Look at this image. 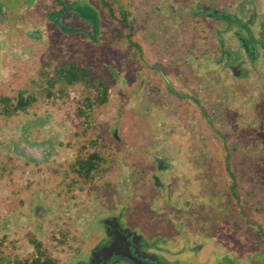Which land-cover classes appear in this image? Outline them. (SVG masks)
<instances>
[{"label":"rangeland","instance_id":"1","mask_svg":"<svg viewBox=\"0 0 264 264\" xmlns=\"http://www.w3.org/2000/svg\"><path fill=\"white\" fill-rule=\"evenodd\" d=\"M52 1L33 0L28 9L31 18L16 28L24 0H0V15L6 20L3 26L0 22V30L6 35L3 44L9 50L11 44H17V48L29 47L32 51L25 48L29 54L22 53L20 61L10 68L4 55L0 59V98L8 97L14 104L17 94L23 91L35 99L26 111L12 116L3 115L0 104V146L7 147V152L15 151V146H26L25 152L20 147L18 153L36 163H46L47 174L55 168L51 149L57 146L61 182L56 190L62 195L59 202L66 206L62 220L54 214L60 206L57 202L55 209L42 205L47 214L40 216V202L32 200L34 193L29 196L34 183L28 178L23 180L22 175L16 178L3 167L4 162L0 163V193L8 198L7 203L0 200V212L5 207L8 215L12 214L7 218L0 215V226L4 228L0 230V257L10 264L31 260L36 253L30 241L36 240L58 264H70L78 256L79 235L77 228L68 226L80 225L81 219L94 210L102 209L88 224L92 231L100 229L95 220L114 211L122 214L124 223L136 221L139 229L147 221L155 228L163 220L173 222V218L180 217L174 207L184 209L187 205L184 231L188 227L192 230L184 236L185 242H190V236L196 242L188 244L185 255L194 264L204 258L214 263L216 254L226 255L233 264H264V241H259V237L264 238V174H254L249 168L251 163L245 162L248 151L249 161L255 157L252 147L264 146V56L252 62L244 57V78L225 68V60L220 61L222 53L217 51V22L206 19L201 7L194 8L196 1L204 0H109L113 18L99 0H75L70 13L76 14V19L71 25L48 38L45 33L39 39L41 45L29 46L21 29H40L42 25L35 23L33 16L37 14L44 20ZM241 1L218 0L211 4L221 11L229 7L232 14ZM254 3L257 11L264 9V0ZM119 7L131 10V41L140 50L129 44L127 30L117 23ZM192 10L195 16L187 13ZM56 17L52 15L48 21L53 23ZM41 30H48V25ZM257 31L252 28L247 34L251 38ZM221 38L225 46L228 44L229 54L238 53L236 40L228 34ZM36 46L41 47L33 51ZM18 51L21 53L22 48ZM22 59H26L25 64L20 63ZM69 62L87 68L109 87L104 105L84 109L81 100L92 99L95 91L81 83L65 85L57 78L58 65ZM79 110L90 119L79 116ZM211 127L224 135L222 143L230 149L236 150L237 143L241 145L244 169L239 168L244 174L238 176V205L227 176L213 156L208 154L210 160L203 159L207 156L205 145L213 140ZM92 152L100 156L101 162L91 180L84 182L74 173V162L80 154ZM161 161L173 168L165 173L166 167L155 170ZM213 165H217L215 171ZM134 169L145 170L144 179L141 177L136 185L130 178ZM202 170L208 178L199 183ZM153 175L160 182H154ZM166 185L170 191L164 192ZM46 190L55 188L48 183ZM151 207L157 211L154 218L149 214ZM75 210L77 220L70 222L67 216ZM144 213L147 221L141 217ZM196 216L199 222L196 220L195 225L201 224L200 229L189 223Z\"/></svg>","mask_w":264,"mask_h":264},{"label":"flooded vegetation","instance_id":"2","mask_svg":"<svg viewBox=\"0 0 264 264\" xmlns=\"http://www.w3.org/2000/svg\"><path fill=\"white\" fill-rule=\"evenodd\" d=\"M33 0H24L21 6V14L17 17L16 28H19L20 26H24V24L27 22L28 19H30V11L28 10L31 6V3ZM75 0L72 2H69V7L62 10V4L63 2L61 0H53L52 3L49 5L52 7L48 13L44 16V20L39 19V15L33 16V20H35V23L40 22V27H45L48 25V30L43 31L41 28H36L33 32H30L25 29H21L22 33L25 35L28 45L33 44H40L39 39H41L44 34L46 38L57 35L63 26L71 25L73 21L72 19H76V14H72L74 17L70 18L69 14L71 12V6L74 4ZM254 0H242L241 2L237 3L235 5V8L233 10V13L231 14L230 8L226 7L225 10H222V12L225 13L226 23L222 20H218L219 24L222 26H225V29L227 28V31L224 34H228L232 39L237 41L238 49L240 52L236 54L235 58L237 59L234 63L235 66L240 65V62L246 63V62H252L251 60L257 59L260 55L264 56V9L261 11H257L254 6ZM19 9V11H20ZM4 11V10H2ZM68 14H65L63 18L61 19V25L58 22H49L48 17L52 15H56L57 19L59 15L62 12H67ZM27 14V15H26ZM219 16H222L221 13H219ZM69 17V19H68ZM3 18H5V15H0V22H4ZM67 18V20H66ZM83 19V17H82ZM88 21V20H87ZM2 23V26L3 24ZM2 28V27H1ZM252 28L258 30L257 34V40H254V35H256L255 32H252L251 38L249 37V34H247ZM224 30V29H222ZM248 30V31H247ZM223 36V34L221 35ZM6 38V35L4 31L0 30V59L4 55V59L7 64V68H10L11 65H14L15 61L21 59V56H19V59L16 57L17 51L20 48H28L29 51H31V48L29 47H20L17 48V44L10 45V50L8 49L9 46H6L3 44V39ZM41 46H36L35 48H32L33 51L35 49L39 48ZM224 47V46H223ZM4 48V49H3ZM7 48V49H6ZM225 48V47H224ZM6 49V50H5ZM9 50V51H8ZM3 51V52H2ZM10 53V55H9ZM32 53V51H31ZM10 56V58H9ZM243 58H242V57ZM244 57L246 59V62H244ZM10 60V62H9ZM238 61V62H237ZM21 63V62H20ZM68 64V63H67ZM69 64L75 65L71 62ZM243 64V65H244ZM242 65V66H243ZM59 66V65H58ZM6 68V67H5ZM82 68V67H81ZM57 69V68H56ZM87 69V68H85ZM77 84L73 83L72 85ZM71 86V85H70ZM34 97V96H33ZM32 105V104H31ZM162 164V166H161ZM161 164L159 166L155 167V170L160 171V167H163L166 169L165 172H169L170 169L173 168L172 165L169 166L165 165L164 161H161ZM168 166V167H167ZM160 173V172H159ZM152 180L159 181L160 180L153 175ZM162 183H160V186ZM178 186H176L173 190L177 189ZM165 191H170L169 186H165ZM171 190V191H173ZM172 195V193H171ZM56 200H53L51 202V205H55L57 202L56 208L54 214L57 218H63V214H61L66 206V203L59 202V198L61 199L62 195L60 193V196L57 194L54 196ZM173 203V202H171ZM184 204V202H183ZM51 205H47L48 208H50ZM187 205H185L186 207ZM184 209L178 208L175 206L174 208L177 213H180V217L175 219L173 218V222L168 221L163 222L165 220H161L162 222L160 225L155 228L153 227V224L151 225L146 220L145 213L142 214V218L147 221L143 224L140 228L136 229V221L132 223V221L123 222L122 214H119V212H110L106 213L105 215H102L100 218H98L96 223L99 224L100 229L98 230H91L89 225L93 217L98 215L99 212L102 211V209L94 210L93 213L89 214L86 219L82 218L80 225L70 223L68 227H74L77 228V235L78 236V242L79 247L77 249L78 256H75V259H72V262L70 264H90L92 261L96 260L97 264H194L189 258L186 257V252L188 250L187 247H189V243L192 241H195L192 236H190L189 240L190 242L187 244L185 242L186 233H190L192 228L188 227L186 232L184 231L185 222L184 217H187L189 214L186 211L188 209L187 207ZM190 207V206H189ZM47 210L45 207L40 208V216L43 215V211ZM57 210V211H56ZM150 216L155 217L156 209L151 207L149 209ZM120 211V210H119ZM178 213V214H179ZM66 215L69 213L66 212ZM78 214V211L75 210L73 215L67 216L68 220L71 222L73 219L77 220L76 215ZM151 219V218H150ZM131 220V219H130ZM198 220V216L195 217L194 221H191L189 223H193V226L195 225V221ZM94 221V220H93ZM154 223V222H153ZM182 224L179 226V224ZM179 226V227H178ZM82 227V228H81ZM201 228V224L195 225L194 228ZM195 228V229H196ZM191 234V233H190ZM189 234V235H190ZM194 234V232L192 233ZM113 248L111 253H109V249ZM201 248V247H200ZM197 264H233V261L227 257L224 256H218L216 254L214 263L210 261L209 258L201 259V261Z\"/></svg>","mask_w":264,"mask_h":264},{"label":"trees","instance_id":"3","mask_svg":"<svg viewBox=\"0 0 264 264\" xmlns=\"http://www.w3.org/2000/svg\"><path fill=\"white\" fill-rule=\"evenodd\" d=\"M100 4L104 6V8L107 10L108 15L111 16L113 18V8L110 6L109 0H99ZM214 1H218V0H204V1H196L194 4V8L198 9L197 7H201L202 12L205 11L206 12V19H209L212 22H217V27H214L216 31L215 35L217 37V41H218V46H217V51L220 53H222L221 55V59L220 61L223 59L225 60V68L227 69H232L234 70L236 73V75L240 78H244L246 77L247 72L244 70L243 68V64L242 62H240V65L235 66L234 63L237 59H231L229 56L232 55H236L237 52H231V54H229L226 50L227 45H224V42L222 40V34H224L227 31V28L225 29V26L220 25L218 22V20H222L223 22L226 21V16L225 13L222 12L221 10H219L218 8H216L215 6H212V2ZM68 2H64L62 4V10L68 8ZM193 8V10H194ZM118 13L120 15V19L117 20L118 25H124L125 29L127 30V36L126 39L128 41H130V45H132V47L135 50H140L139 45H137V43L131 41V38L134 34V26L132 24V22L129 20V15H130V11L126 12L125 10H123L122 8H118ZM187 12L190 15H194L195 16V12ZM198 12L200 13L201 10H198ZM219 13L222 14V16H219ZM226 23V22H225ZM220 26H222L223 28H220ZM224 29V30H222ZM212 29H210L211 32ZM118 33L120 32L119 30H117ZM212 31V32H214ZM255 36V35H254ZM256 37V36H255ZM254 37V40L257 38ZM209 40V39H208ZM225 48H224V47ZM240 52V50L238 51ZM230 58V60H228L227 58ZM253 61V60H251ZM219 62V61H218ZM238 62V61H237ZM57 78L62 81L63 83H65V85H72L73 83H81L86 89H92L95 91V94L92 96L93 98H88V97H84L81 100L82 103V107L84 109H91L93 106H102L107 102L108 99V90L109 87L102 81L98 80L96 75L90 71H88L85 68H81L77 65H72V64H60L58 66V68L55 70ZM57 79V81H58ZM161 83V82H160ZM165 83V82H164ZM51 84V83H50ZM166 84V83H165ZM169 94H172V90L169 88L168 90ZM178 96V95H177ZM179 99L184 98L183 96L179 95L178 96ZM35 101L34 97L32 95H26L23 91L19 92L17 94L16 100L14 102V104H12V101L10 98L8 97H2L0 98V104H1V112L3 113V115L5 116H12L16 113L19 112H24L26 111L31 104ZM191 102V101H190ZM79 116H85L88 117L90 119V117L88 116V114H86L85 112L79 110L78 112ZM87 118V119H88ZM207 121V120H206ZM212 129V127L210 128ZM213 131H211V135L213 136V140L210 142L209 145H205V153H207V156H204L203 159L206 160H210L208 154L210 156H213V160L216 161V164L218 165V167L221 170V173H223V175L227 176V180L230 182V186H229V190L232 193L233 199L235 202H237V205L239 204L240 201V194H238V190L240 185H239V181H238V176L243 175L244 173L241 171V169H244V167H242L241 162L243 161V154L240 150V143H237V149L235 150L234 148H229V146H226L225 144H223V140H225L224 135L220 134L218 131L212 129ZM221 136V137H220ZM221 139V140H220ZM240 142V141H238ZM236 146V142H234ZM253 149V153L255 155V157L253 158V160L249 161L250 159V152L248 151L246 153V160L245 162L247 163H251L250 164V169L252 170V172L256 175L258 174H264V146H256V148L252 147ZM245 152V150H244ZM194 155V154H193ZM101 162V158L100 156L96 153V152H92L90 154L87 155H82L80 154L79 156H77L75 162H74V166H73V170L74 173L77 175V177L84 181V182H88L91 180V176L93 175V173L96 172V170L99 168ZM205 164V163H204ZM215 165V166H217ZM208 165H206V169ZM215 166L213 165V169L215 171ZM244 166H246V163H244ZM204 167V165L202 166ZM239 167H242L241 169ZM247 167V166H246ZM204 169V168H203ZM206 169H205V173H206ZM214 174V173H213ZM212 174V175H213ZM144 175H145V170L143 169H134L131 173H130V178L132 179L133 183L136 185L137 183H140V178L142 177V179H144ZM203 176V177H202ZM202 181H200L199 183H202L204 180L203 179H207L208 178V173L205 175H203V170H202V175H201ZM262 182H264V175L262 177ZM198 191H199V186L197 187ZM215 204H213V208H214ZM233 214V213H232ZM222 217H226L225 213L222 212ZM263 237V236H262ZM261 239V240H260ZM264 238L259 237V241H264ZM33 250L35 251V256L32 257L31 260H26V261H20V260H14L13 264H58L57 260L51 256H49L45 250L42 249V244L41 242H38L36 240H31L30 241ZM0 264H10L8 262V260H6V258H2L0 257Z\"/></svg>","mask_w":264,"mask_h":264},{"label":"crops","instance_id":"4","mask_svg":"<svg viewBox=\"0 0 264 264\" xmlns=\"http://www.w3.org/2000/svg\"><path fill=\"white\" fill-rule=\"evenodd\" d=\"M70 18H73L74 16L71 14V16L69 15ZM68 17V19H69ZM67 20V18H66ZM217 38V37H216ZM215 38V39H216ZM24 48L22 49V52L20 53V51H17V55L16 57L19 59V56H21V54L23 53V56H26V53L29 54V52H26ZM28 56V55H27ZM23 60V59H22ZM21 60V64H25L26 59H24L23 61ZM17 61V60H16ZM15 61V62H16ZM20 61V59H19ZM1 133V132H0ZM16 149H14L15 151H9L7 152V147L5 146H0V163L3 164V162L5 163V165H3V167H5L8 171V173L13 172L12 174L14 176H16V178L21 177V175L23 176V180L26 178H28L32 183H34V185H32V188L30 190V195L32 193H34V195L32 194V200L37 204L38 202H40V205L37 210L38 212H40V208L43 206H47V205H51V202H53L54 199L57 194L60 195L61 192H57L56 187L57 184L60 181V177L59 175H61L60 172V167H61V162H59V160H61V158H59L58 156H60V154H58L59 148H57V146H54L52 150V159H56V163L54 162V169L50 170L51 173L47 174V166L46 163H36L31 159H27L25 156H23V154L18 153V149H20V147L22 148V151L25 152V148H27L26 146L23 148L22 146H15ZM29 150V149H28ZM43 152V151H42ZM28 156H29V152H28ZM29 158V157H28ZM58 159V160H57ZM41 161V159H40ZM37 166V167H36ZM2 171V168H0V173ZM53 171V172H52ZM1 178V177H0ZM4 178V177H3ZM6 178L4 179L5 182ZM48 183H51L52 187L55 188L54 191H45V185H47ZM2 186V184H0V187ZM6 186H4L5 188ZM1 189V188H0ZM5 190V189H4ZM6 191V190H5ZM9 191V189H8ZM7 194H2L0 193V200L3 201V203H7L5 199H8ZM6 206V205H4ZM53 205H51L52 207ZM2 212H0V215L2 216H6V218L9 214L6 212L5 207H2ZM13 213V212H12ZM44 214H47L46 211H43ZM1 223V222H0ZM4 229L2 226H0V230Z\"/></svg>","mask_w":264,"mask_h":264},{"label":"water","instance_id":"5","mask_svg":"<svg viewBox=\"0 0 264 264\" xmlns=\"http://www.w3.org/2000/svg\"><path fill=\"white\" fill-rule=\"evenodd\" d=\"M65 14H68V12H62L60 15H59V17H58V19H56V21L61 25V19L63 18V16H65ZM69 14H71V13H69ZM114 137L116 138L117 136H116V134H114ZM113 250V248L111 247L110 249H109V253H111V251ZM90 264H97L96 263V260L95 261H92Z\"/></svg>","mask_w":264,"mask_h":264}]
</instances>
